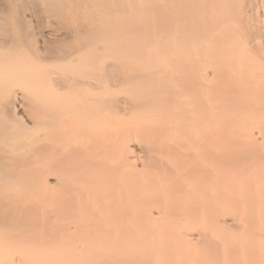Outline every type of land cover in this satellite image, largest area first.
Instances as JSON below:
<instances>
[{
	"label": "bare ground",
	"instance_id": "6f19581e",
	"mask_svg": "<svg viewBox=\"0 0 264 264\" xmlns=\"http://www.w3.org/2000/svg\"><path fill=\"white\" fill-rule=\"evenodd\" d=\"M252 2L161 0L162 10L189 15L184 13L187 29L206 21L207 34L200 37L209 51L205 111L194 75L173 76L179 68H171L172 76H159L181 63L160 57L134 63V50L146 45V33L140 30L137 39L131 24L151 4L0 0V264H69L75 258L78 264H122L127 249L144 244L150 247L146 256L132 264H147L153 256L160 264H175L169 262L173 242L186 237L169 222L158 223L160 215L169 213L170 222L186 216V224L195 214L205 216L199 203H192L191 215L167 204L158 190L168 186L154 181L140 191L133 186L122 191L112 174L89 179L91 171L114 161L130 164L139 151L129 144L126 129L115 137L104 109L117 91L130 92L135 100L130 111L143 110L140 118L130 114L133 125L140 119L159 137L160 129L173 126L180 141H193L210 121L220 124L247 112L264 139V0H258L260 13ZM172 90L180 93L165 98ZM182 98L194 104L187 118L173 113ZM75 194L76 209L67 201ZM56 197L63 203L56 206ZM147 224L153 227L147 230ZM71 232H80L76 244ZM249 257L252 264H264V246L251 247Z\"/></svg>",
	"mask_w": 264,
	"mask_h": 264
},
{
	"label": "rangeland",
	"instance_id": "374dc122",
	"mask_svg": "<svg viewBox=\"0 0 264 264\" xmlns=\"http://www.w3.org/2000/svg\"><path fill=\"white\" fill-rule=\"evenodd\" d=\"M251 1H254L252 4L257 3L260 13L258 0ZM136 2L141 3L140 6L146 4L147 8L151 4L152 8L146 10L143 13L144 16H139L140 20L134 19L131 24L132 31L135 30L133 35H136L137 39L140 36V30L146 33L144 40L146 45L134 50V63H141L140 58L159 57L165 62L169 60L171 64L181 63L179 67L167 66L159 76L169 78L172 76L171 68H179L173 76L194 75L193 87L203 95V101L207 105L199 103L200 109L207 107L205 111H209L208 41L201 40L204 34H207L206 21L205 23L204 21L199 23L198 20L197 23L192 22L193 25L187 29L189 26V18H185L189 17L187 13L184 12L186 16L183 12L174 13L171 8H165L167 11L162 10L164 7L161 5V0H135V4H138ZM171 14L177 15L173 17ZM181 29L182 32H179ZM183 29L188 30H185L188 32L186 35H180ZM133 35L132 38L135 39ZM192 53L194 57L190 60L189 56ZM136 90L133 91L136 92ZM179 93L176 90L167 91L164 97L170 99L178 96ZM132 98L133 95H130V92L117 91L114 94V102L104 111L111 115L110 121L115 137L120 129H126L129 144L135 145L139 151L134 153L135 158L132 162L130 161V164L122 165L119 161H114L104 169L91 171L89 179L101 181L105 174H108L109 178L112 174L118 180V188L122 191H126L130 186L136 188L135 191H140L142 185L154 181L158 186H168L164 190H158V193L163 194L162 199L173 208L189 212L192 203H199L205 217L200 219L198 216L201 213L195 214L196 219L192 224L190 222L186 224V216H175L170 222L169 213L163 212L160 215L158 223L169 222L170 229H175L176 232L182 231L186 237L182 240H174L169 262L252 264L253 260L249 257L250 248L264 246L262 242L264 238V168L261 167L264 158V139L259 134V125L253 121V118L248 117L247 112H244L235 114V118L226 122L222 121L220 124L210 121L208 127L202 128V132L193 135V141L190 139L180 141L178 131L173 126L160 129L159 137L157 133L147 132L140 119L134 125L132 124L133 117H130L132 112L135 111L139 118L143 117V110L130 111L135 103ZM182 100L184 102H181L173 113L175 116L187 118L186 115L194 104H190L185 98ZM145 126L149 128L150 124L147 123ZM194 143L196 145L191 147ZM190 187H194L196 192L190 193ZM67 201L75 209L79 204L76 194L71 201L70 199ZM60 203H63V199L56 197L55 205ZM166 206H163L165 210ZM190 213L191 211L188 214ZM77 219L72 221L76 222ZM153 224H147L144 228L153 227ZM73 225L70 224V226ZM59 234L62 235L65 232ZM70 235L76 239V244L80 232H71ZM192 238L197 239L198 243L190 242ZM149 248L144 244V246H133L127 249L120 263L136 262L139 258L146 256L143 253ZM148 254L149 252L147 256L151 257ZM119 257L118 255L117 258ZM154 257L147 264H160ZM76 260L79 259H71L69 264H78ZM11 264H17V262Z\"/></svg>",
	"mask_w": 264,
	"mask_h": 264
}]
</instances>
